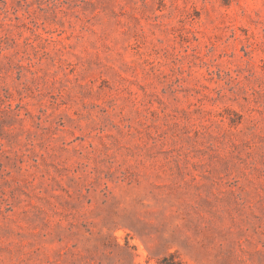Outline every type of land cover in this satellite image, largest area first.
<instances>
[{"label": "rangeland", "instance_id": "374dc122", "mask_svg": "<svg viewBox=\"0 0 264 264\" xmlns=\"http://www.w3.org/2000/svg\"><path fill=\"white\" fill-rule=\"evenodd\" d=\"M264 264V0H0V264Z\"/></svg>", "mask_w": 264, "mask_h": 264}, {"label": "trees", "instance_id": "16d2710c", "mask_svg": "<svg viewBox=\"0 0 264 264\" xmlns=\"http://www.w3.org/2000/svg\"><path fill=\"white\" fill-rule=\"evenodd\" d=\"M159 264H184L181 261L175 260L174 255H169L167 257H164Z\"/></svg>", "mask_w": 264, "mask_h": 264}]
</instances>
